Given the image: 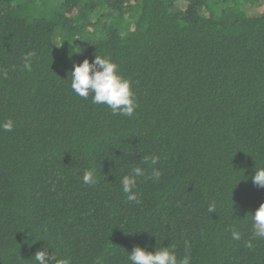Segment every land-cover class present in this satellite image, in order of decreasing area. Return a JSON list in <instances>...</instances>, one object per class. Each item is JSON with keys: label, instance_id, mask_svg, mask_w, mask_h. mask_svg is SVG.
Masks as SVG:
<instances>
[{"label": "trees", "instance_id": "16d2710c", "mask_svg": "<svg viewBox=\"0 0 264 264\" xmlns=\"http://www.w3.org/2000/svg\"><path fill=\"white\" fill-rule=\"evenodd\" d=\"M95 55L131 82L132 117L72 92L73 64ZM8 119L0 264H34L46 242L67 264H130L134 246L169 245L191 264H264L251 224L264 203L251 179L264 167V0H0ZM135 166L138 204L120 188Z\"/></svg>", "mask_w": 264, "mask_h": 264}, {"label": "clouds", "instance_id": "9594fccd", "mask_svg": "<svg viewBox=\"0 0 264 264\" xmlns=\"http://www.w3.org/2000/svg\"><path fill=\"white\" fill-rule=\"evenodd\" d=\"M80 54H82V50L79 47H73L69 57ZM33 55L34 53L29 52L24 56L25 63L23 66L25 69H31V57ZM70 74V88L74 94L85 99L91 96L93 104L106 105L113 115L133 116L138 105L132 91L131 82L119 74L117 64L110 57L95 55L91 62L84 59L82 63L73 64ZM13 129L14 121L12 119L0 122V130L11 132ZM143 159L145 162L150 160L154 166L157 164L159 157L153 154L151 157H144ZM145 176V169L135 166L128 174L121 177L120 188L128 202L140 203L136 189L138 179ZM161 176L162 172L152 167L151 175L148 178L158 182ZM251 179L254 186L264 189V167L255 166L254 175ZM82 182L85 185L94 186L98 182L95 170L85 169ZM207 211L211 214L215 213V203L209 204ZM251 224L253 239H264V203L260 204L254 215L251 214ZM231 236L234 240L241 238L240 233L236 230L231 231ZM249 247H251V244H249ZM127 254L130 264H191L192 259L190 254L178 257L175 248L170 245L168 247H157L154 252L147 251L140 246H134L133 250L130 253L127 252ZM32 259L34 264H67L66 260L57 256L55 249L47 242L35 252Z\"/></svg>", "mask_w": 264, "mask_h": 264}]
</instances>
